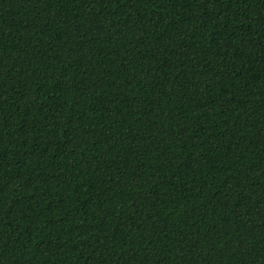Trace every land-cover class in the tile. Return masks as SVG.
<instances>
[{
	"label": "trees",
	"instance_id": "obj_1",
	"mask_svg": "<svg viewBox=\"0 0 264 264\" xmlns=\"http://www.w3.org/2000/svg\"><path fill=\"white\" fill-rule=\"evenodd\" d=\"M0 264H264V0H0Z\"/></svg>",
	"mask_w": 264,
	"mask_h": 264
}]
</instances>
